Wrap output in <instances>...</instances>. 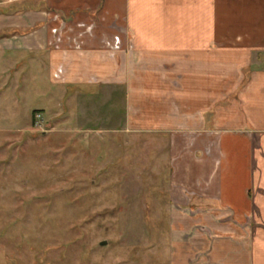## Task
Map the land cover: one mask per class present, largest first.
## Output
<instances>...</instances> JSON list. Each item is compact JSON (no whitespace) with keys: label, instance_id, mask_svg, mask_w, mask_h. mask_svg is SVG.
Listing matches in <instances>:
<instances>
[{"label":"crops","instance_id":"obj_1","mask_svg":"<svg viewBox=\"0 0 264 264\" xmlns=\"http://www.w3.org/2000/svg\"><path fill=\"white\" fill-rule=\"evenodd\" d=\"M43 2L0 15L32 29L0 38L2 57L30 51L105 120L122 95L120 128L98 131L167 137L169 264H264V0Z\"/></svg>","mask_w":264,"mask_h":264},{"label":"rangeland","instance_id":"obj_2","mask_svg":"<svg viewBox=\"0 0 264 264\" xmlns=\"http://www.w3.org/2000/svg\"><path fill=\"white\" fill-rule=\"evenodd\" d=\"M43 4L0 0V15ZM31 30H3L0 38ZM11 52H0V264H169L167 137L96 130L120 128L122 95H113L105 120L100 97H64L68 85L30 51L13 64Z\"/></svg>","mask_w":264,"mask_h":264},{"label":"built area","instance_id":"obj_3","mask_svg":"<svg viewBox=\"0 0 264 264\" xmlns=\"http://www.w3.org/2000/svg\"><path fill=\"white\" fill-rule=\"evenodd\" d=\"M81 45H82V42H80L79 44L75 45L77 49H80L81 48ZM63 69L62 67L58 70V72L55 74V76L57 78H62V74H63ZM39 113V112H38ZM41 114H39L38 116H40ZM34 120H35V117H34ZM37 121V120H36ZM38 122V121H37Z\"/></svg>","mask_w":264,"mask_h":264},{"label":"flooded vegetation","instance_id":"obj_4","mask_svg":"<svg viewBox=\"0 0 264 264\" xmlns=\"http://www.w3.org/2000/svg\"><path fill=\"white\" fill-rule=\"evenodd\" d=\"M13 263H15V262H13Z\"/></svg>","mask_w":264,"mask_h":264},{"label":"trees","instance_id":"obj_5","mask_svg":"<svg viewBox=\"0 0 264 264\" xmlns=\"http://www.w3.org/2000/svg\"><path fill=\"white\" fill-rule=\"evenodd\" d=\"M36 112V111H35Z\"/></svg>","mask_w":264,"mask_h":264}]
</instances>
